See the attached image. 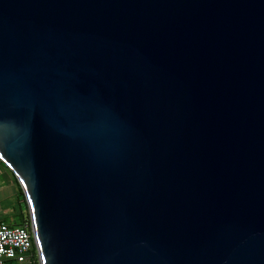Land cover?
I'll return each mask as SVG.
<instances>
[{"label":"water","instance_id":"1","mask_svg":"<svg viewBox=\"0 0 264 264\" xmlns=\"http://www.w3.org/2000/svg\"><path fill=\"white\" fill-rule=\"evenodd\" d=\"M0 160L38 264H264V0H0Z\"/></svg>","mask_w":264,"mask_h":264},{"label":"built area","instance_id":"2","mask_svg":"<svg viewBox=\"0 0 264 264\" xmlns=\"http://www.w3.org/2000/svg\"><path fill=\"white\" fill-rule=\"evenodd\" d=\"M35 242L29 227L8 225L0 221V264L11 260L17 264H29Z\"/></svg>","mask_w":264,"mask_h":264},{"label":"rangeland","instance_id":"3","mask_svg":"<svg viewBox=\"0 0 264 264\" xmlns=\"http://www.w3.org/2000/svg\"><path fill=\"white\" fill-rule=\"evenodd\" d=\"M5 183L9 186L0 192V221L8 225H17L21 218V213L25 216L27 215L25 201L21 196L19 197L16 189L12 186L11 177L4 173L0 166V185ZM26 217L28 218V215ZM35 264H38L36 254Z\"/></svg>","mask_w":264,"mask_h":264},{"label":"trees","instance_id":"4","mask_svg":"<svg viewBox=\"0 0 264 264\" xmlns=\"http://www.w3.org/2000/svg\"><path fill=\"white\" fill-rule=\"evenodd\" d=\"M0 166H1L2 170H3V172L4 173H7L11 177V182L13 184L12 186H14V188L17 190V192L23 198V195L21 193V190L19 188V185H18L15 177L13 176L12 172L10 171V169L1 160H0ZM23 203H24V201H23ZM26 216L21 213V218L17 222V225L29 227V219ZM35 254H36V249L34 248V246H32V259H31V261H30L29 264H35ZM5 264H17V263H15V262H13L11 260H7L5 262Z\"/></svg>","mask_w":264,"mask_h":264},{"label":"crops","instance_id":"5","mask_svg":"<svg viewBox=\"0 0 264 264\" xmlns=\"http://www.w3.org/2000/svg\"><path fill=\"white\" fill-rule=\"evenodd\" d=\"M7 183H5V184H2V185H0V192H2V190L5 188V187H8L9 185L7 184Z\"/></svg>","mask_w":264,"mask_h":264},{"label":"flooded vegetation","instance_id":"6","mask_svg":"<svg viewBox=\"0 0 264 264\" xmlns=\"http://www.w3.org/2000/svg\"><path fill=\"white\" fill-rule=\"evenodd\" d=\"M16 192H17V190H16ZM17 194H19L18 192H17ZM19 197H20V194H19ZM22 199V198H21ZM21 203V202H20Z\"/></svg>","mask_w":264,"mask_h":264}]
</instances>
